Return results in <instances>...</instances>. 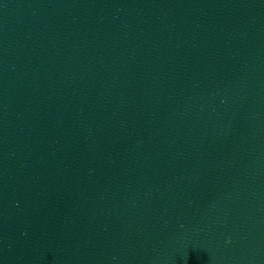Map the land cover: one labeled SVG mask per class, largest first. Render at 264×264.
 Returning <instances> with one entry per match:
<instances>
[{
    "label": "water",
    "instance_id": "obj_1",
    "mask_svg": "<svg viewBox=\"0 0 264 264\" xmlns=\"http://www.w3.org/2000/svg\"><path fill=\"white\" fill-rule=\"evenodd\" d=\"M0 264H264V0H0Z\"/></svg>",
    "mask_w": 264,
    "mask_h": 264
}]
</instances>
